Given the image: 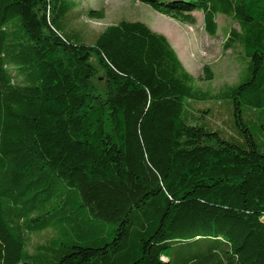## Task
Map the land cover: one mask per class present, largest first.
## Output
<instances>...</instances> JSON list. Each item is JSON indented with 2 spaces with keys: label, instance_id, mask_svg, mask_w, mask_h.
Wrapping results in <instances>:
<instances>
[{
  "label": "trees",
  "instance_id": "1",
  "mask_svg": "<svg viewBox=\"0 0 264 264\" xmlns=\"http://www.w3.org/2000/svg\"><path fill=\"white\" fill-rule=\"evenodd\" d=\"M135 1L237 25L244 77L213 95L142 22L85 44L74 0H0V264H264V0ZM209 97L235 136L198 124Z\"/></svg>",
  "mask_w": 264,
  "mask_h": 264
},
{
  "label": "rangeland",
  "instance_id": "2",
  "mask_svg": "<svg viewBox=\"0 0 264 264\" xmlns=\"http://www.w3.org/2000/svg\"><path fill=\"white\" fill-rule=\"evenodd\" d=\"M76 8L72 12L71 27L79 30L83 43L91 44L94 37L108 26L120 21H139L152 31L164 35L174 49L184 69L196 79V84L204 92L214 95L224 85H232L245 75L246 61L238 51H223L222 44L229 28L237 25L222 16L216 21L218 31L214 37L208 36L203 29L201 16L194 25L181 24L153 11L149 6L135 0H74ZM103 11L102 19L90 18L88 11ZM210 67L213 78L210 81L197 80L202 76V68ZM101 86V82H97ZM198 124L210 130L219 131L228 139L235 136L232 126V107L228 100L209 97L204 101H194ZM247 112L244 119H247ZM206 124V125H204ZM252 130L259 129L256 120L249 125ZM262 131V129H260Z\"/></svg>",
  "mask_w": 264,
  "mask_h": 264
}]
</instances>
